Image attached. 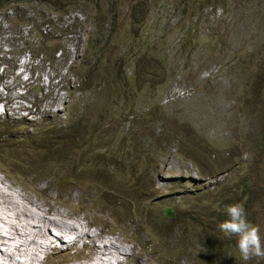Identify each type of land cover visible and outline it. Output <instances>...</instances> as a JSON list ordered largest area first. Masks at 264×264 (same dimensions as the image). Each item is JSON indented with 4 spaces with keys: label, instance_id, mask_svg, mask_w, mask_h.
<instances>
[{
    "label": "rangeland",
    "instance_id": "374dc122",
    "mask_svg": "<svg viewBox=\"0 0 264 264\" xmlns=\"http://www.w3.org/2000/svg\"><path fill=\"white\" fill-rule=\"evenodd\" d=\"M53 16L36 2L0 10V68H13L0 82V183L50 233L66 224L93 239L63 234L69 245L38 257L40 238L28 243L15 220L22 236L0 239V264H90L96 241L119 245L117 264H264L242 260L238 238L218 227L225 207L241 204L264 242V160L254 157L264 159V0H112L108 13L62 35L71 66L88 29L111 30L126 87L101 84L89 97L73 76L71 91H60L67 67L57 54L44 62L48 41L39 38ZM146 58L150 72L132 78ZM77 114L86 117L73 128L80 144L69 141L72 131L50 137L52 148L6 137L49 132L45 115L62 125Z\"/></svg>",
    "mask_w": 264,
    "mask_h": 264
},
{
    "label": "trees",
    "instance_id": "16d2710c",
    "mask_svg": "<svg viewBox=\"0 0 264 264\" xmlns=\"http://www.w3.org/2000/svg\"><path fill=\"white\" fill-rule=\"evenodd\" d=\"M83 1L90 2V6L86 9H80L79 7L82 6ZM29 3V2H36L40 5L48 8L52 14H55L52 19H49L47 24L49 25L48 32L42 36V38H39V42H45V40L48 41L47 46L42 50V55L46 58L44 62H51L52 59H55V56L57 54L58 62L60 64L66 65L65 75L62 77V80L59 82L58 87L60 91L68 94L71 89L69 87V77L73 76L75 78V85L77 86L80 94L82 96L89 97L90 93H95L96 90L100 89L101 84L103 85V89L105 90H115L120 91L122 88L126 87V83L123 81V77L120 75V73L124 70L125 67L121 66H115V64L119 63L120 59H116V54L118 51H115L110 46V34L111 30H108L104 33H101L102 36H99V33L96 32V30L88 29V31L85 32L83 35L84 38V45L82 48V51H77L79 53L78 57L75 59V61L70 65H68V51L66 48V40L62 38L63 34H71L73 33L71 30H74L78 27H86L85 22L92 21L94 22L95 18L99 14H105L108 13L109 8L111 6L112 0H0V9L9 6L10 4L14 3ZM99 2L105 5L107 9H101L99 7ZM66 13H70L71 17L68 18L67 22H63L61 20L62 16ZM90 19H89V18ZM53 19L57 20L55 22ZM117 18L115 15L111 16V22L116 21ZM55 24L58 25V28H60V35H55ZM51 31V32H50ZM78 43H76L74 46L77 47ZM26 46H30L28 43ZM36 52L34 53L31 49H29L28 52L32 56L36 55L39 51V48L36 46ZM28 50V49H27ZM22 50L19 51V54H21ZM119 53V52H118ZM125 54H122L124 56ZM147 64L144 63V67H139L137 64L135 67L132 68V78H138L142 76L143 74H148L149 66H153L152 62H149V60L146 58ZM68 65V66H67ZM133 66V65H132ZM116 67L117 70L112 72V69ZM13 70L12 67L5 69L2 67L0 69V82L3 79L5 75L10 74V72ZM30 71H33L32 68L29 69V73H32ZM109 77V80L106 78ZM152 82V81H150ZM39 100L37 97H34V103L38 104ZM90 104V101H86L85 105L88 106ZM76 115V114H75ZM79 117L72 119L68 118L65 120L64 124H60L59 120L54 118L53 116H42L39 120V122H45L48 123L51 126V130L49 132L45 133H38V132H25L22 134V136H18L13 131L6 132V137L11 141H18V140H25L28 142H37V144H46L49 147H53L54 142L52 139H49L50 137L56 136L58 138H65V133L68 131H72L71 135H66L68 137L69 141L74 144H80L81 140L78 135H75L73 133V128L75 124L80 121H86V117H81L79 114H77ZM76 117V116H75ZM86 130H89L91 127L89 126L88 122L84 125ZM97 129H95L96 131ZM260 133L257 132L256 137L253 139L254 146L258 147L260 145L261 140L259 139ZM86 136V134H84ZM83 138V137H82ZM49 139V140H47ZM67 139V138H66ZM47 140V141H45ZM246 141V139H245ZM255 150V149H254ZM93 155V153H91ZM254 157L256 160H264L260 159L258 156L257 151L255 150ZM221 187V186H219ZM228 207H225V210ZM224 218H221L219 221L223 222ZM234 237V236H233ZM232 237V238H233Z\"/></svg>",
    "mask_w": 264,
    "mask_h": 264
},
{
    "label": "bare ground",
    "instance_id": "6f19581e",
    "mask_svg": "<svg viewBox=\"0 0 264 264\" xmlns=\"http://www.w3.org/2000/svg\"><path fill=\"white\" fill-rule=\"evenodd\" d=\"M8 187L5 184L3 185L0 183V239L6 238L8 234L15 235L17 237L22 236V234H20L21 232L16 233V231L19 228L14 227V223L16 222L15 220L21 222L20 225L21 229H24L25 230L24 232L26 235H28V238H31L28 239L29 240L28 243L33 244V240H35L36 238H40L38 243L39 247L37 248V252L39 253L38 257L41 254L46 253V251L49 248L55 247L56 245H61V246H63V244L69 245V243L66 242V240H64L63 234L64 235L66 234L65 236H69L74 240H79L80 237H82L83 235L85 238H87V236L91 238L90 235H87V232H83V231H81L79 235H74V232H72V229L74 228L66 224H56L55 231H57V233L54 234L52 231L50 233L51 229L49 228V222L47 221L46 224H43V226H41L42 223L39 222L38 218L31 220L32 217L31 213H29V211L28 213H25L26 210L23 211L24 209L23 210L21 209L20 205H18L19 204L17 201L18 198L16 197V195L12 194L10 191L7 190ZM21 210L25 214H27L25 215L26 218H22V216H19L21 214L18 215L16 213ZM7 220H14V222ZM4 223L8 225L9 230H6ZM27 229L29 233L26 232ZM73 239L71 241H73ZM107 240H113V239H107ZM68 241H70V239ZM96 242H93V248L96 250V253L94 257L91 259L90 264H113V263L117 264L118 257L114 255H121L125 253L123 250H119V245H115L111 241H108L107 245L101 244L100 242L98 243Z\"/></svg>",
    "mask_w": 264,
    "mask_h": 264
},
{
    "label": "clouds",
    "instance_id": "9594fccd",
    "mask_svg": "<svg viewBox=\"0 0 264 264\" xmlns=\"http://www.w3.org/2000/svg\"><path fill=\"white\" fill-rule=\"evenodd\" d=\"M226 213L228 219L220 223L218 227L225 237L238 238L237 247L241 259L248 261L255 257L264 260V242H262L260 229L247 221L243 206L241 204L231 205ZM114 237L117 236L113 235Z\"/></svg>",
    "mask_w": 264,
    "mask_h": 264
},
{
    "label": "water",
    "instance_id": "95a60500",
    "mask_svg": "<svg viewBox=\"0 0 264 264\" xmlns=\"http://www.w3.org/2000/svg\"><path fill=\"white\" fill-rule=\"evenodd\" d=\"M169 211H170V209L165 210V212H166L167 215H171V214L169 213Z\"/></svg>",
    "mask_w": 264,
    "mask_h": 264
}]
</instances>
